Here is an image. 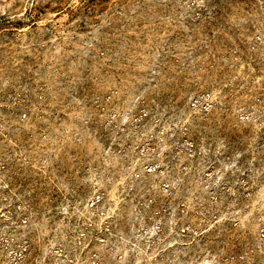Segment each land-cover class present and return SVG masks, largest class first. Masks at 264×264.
Instances as JSON below:
<instances>
[{
  "label": "rangeland",
  "instance_id": "rangeland-1",
  "mask_svg": "<svg viewBox=\"0 0 264 264\" xmlns=\"http://www.w3.org/2000/svg\"><path fill=\"white\" fill-rule=\"evenodd\" d=\"M0 264H264V0H0Z\"/></svg>",
  "mask_w": 264,
  "mask_h": 264
}]
</instances>
